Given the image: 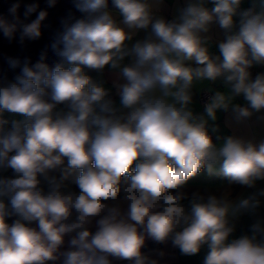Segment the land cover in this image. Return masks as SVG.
<instances>
[{"label":"clouds","instance_id":"obj_1","mask_svg":"<svg viewBox=\"0 0 264 264\" xmlns=\"http://www.w3.org/2000/svg\"><path fill=\"white\" fill-rule=\"evenodd\" d=\"M241 2L188 0L166 21L154 12L159 0H113L118 21L107 0H75L86 17L62 22L51 45L67 66L50 69L43 56L35 64L7 58L20 72L0 78V170L14 173L0 178V264H158L142 251L146 239L171 241L185 256L206 247L203 264H264L260 223L252 235L230 239L233 219L259 207L256 195L234 201L226 192L185 191L204 170L230 186L264 181V141L227 136L218 145L208 128L220 110H231L237 122L264 110V73L252 79L249 71L264 65V11L239 13L237 30ZM19 7L9 8L11 20L0 15V33L23 45L41 37L48 13L28 4L24 17L38 14L23 23ZM214 23L225 33L218 55L202 35ZM138 30L150 31L129 46ZM106 67L124 81L116 85L119 108L87 74ZM218 80L228 92L215 91L195 114L194 84ZM241 96L245 105L233 103ZM6 112L24 119L7 128ZM57 169L59 177L50 175ZM70 179L79 193L61 190ZM120 198L129 202L126 211L107 203Z\"/></svg>","mask_w":264,"mask_h":264},{"label":"crops","instance_id":"obj_2","mask_svg":"<svg viewBox=\"0 0 264 264\" xmlns=\"http://www.w3.org/2000/svg\"><path fill=\"white\" fill-rule=\"evenodd\" d=\"M188 0H159V3L154 7V12L157 16L163 17L166 21H172L178 18L179 10L186 6ZM209 10H211L214 5L211 3H207L205 5ZM113 11L115 18L119 21L121 18L116 14L117 11L109 9ZM244 11H251L253 13H259L264 11V0H242L238 14L234 17V20L237 25L240 20L239 13ZM150 30H138L133 35V39L128 42L129 46L134 44L137 40L145 39ZM208 37V47L209 52L212 55H218V44L225 38L224 31L219 27L218 24H213L210 27V31L206 34H202ZM132 62L131 57H126L123 61L124 64H130ZM61 65L67 66L65 61L60 62ZM193 66H195L193 64ZM264 66V65H262ZM87 74L90 75L94 81L98 83H102L103 87L108 91L109 95L106 99H110L113 101L114 105L119 108V95L117 91L116 85L118 83H123L124 81L121 79L119 72L117 70H112L108 67L104 69L102 73H98L96 71H87ZM204 89H211L215 91L228 92V88L224 85L222 80H218L216 82H196L193 88V104L191 105L192 110L195 114H203L204 108H202L197 100V96ZM233 103L245 105V101L243 97H236ZM60 109H65L64 105L58 106ZM127 110H123L126 112ZM4 118L9 121V124L6 125L7 128H11V121L13 120H23L22 116L4 113ZM216 128V131H213V128ZM209 133L213 137V140L218 145L222 142L224 137L227 136H236L243 138L245 140H253L256 143L260 141H264V110L259 113H254L250 118L243 120L241 122H237L234 118V114L231 110L225 112L220 110L217 112V120L208 122ZM67 161L65 160V165ZM60 170L57 169L52 171L50 175L59 177ZM14 173L11 169L0 170V178H10L13 177ZM41 187L44 189L45 193L49 190V186L46 181H43ZM65 193L73 192L79 193L78 186L74 183L72 179L65 182L64 187L61 189ZM185 191L189 194L195 191H199L201 193L211 192L216 195H220L221 193H228L230 198L234 201H238L241 198H247L252 195H256L257 199L260 201L259 207L251 211H245L239 214L236 218L233 219L232 223L234 225V232L231 234L230 239L239 238L243 235H252L251 226L255 223H260L264 226V195H260L261 191H264V181H258L255 187L249 188L240 185H228L227 181L220 175H209L206 170L197 174L195 177L190 179L188 185L186 186ZM110 206H118L122 211H126L128 207L127 201H124L122 198L117 201H108ZM183 204L187 208L189 206V201L184 200ZM75 212H73V216L71 219H75ZM95 218L92 223L88 226L90 231L95 232L97 229ZM11 223L10 219L8 220ZM32 226H36L33 224ZM71 235H74L71 234ZM70 236L65 237V245L62 250L68 249V240ZM258 239L261 237L258 236ZM142 251L150 256L153 259L158 260V264H203L204 256L206 255L207 248H203L200 253L194 256H185L182 255L178 248L174 247L171 241L167 243L160 244L154 242L151 239H146V243ZM160 252H163L164 255L161 257L159 255ZM49 264H53V262H49ZM59 264V262H56ZM113 264H129L128 261H117L113 260Z\"/></svg>","mask_w":264,"mask_h":264},{"label":"trees","instance_id":"obj_3","mask_svg":"<svg viewBox=\"0 0 264 264\" xmlns=\"http://www.w3.org/2000/svg\"><path fill=\"white\" fill-rule=\"evenodd\" d=\"M17 2L20 4L17 15L21 22L30 23L36 18L39 10H44L47 11L48 15L43 25H47V27L42 26V35L38 40L25 41L23 45L19 43L18 38L10 43L4 38L3 34L0 33V78L6 77L8 80L14 79L20 72L19 67L16 69L9 67L7 63L8 57L18 58L21 60V63L27 59L30 64H35L40 61L41 56H43V62L46 63L50 69L64 61V59L51 47L57 33L62 31V22L67 21L71 23L76 19L85 18L87 15L77 10L75 7V0H57L56 5L53 7L48 6L47 0H0V15L11 20L12 17L8 10L13 3ZM32 3L39 5L38 11L25 18V6ZM107 3L109 9L117 11L114 8L113 0H107Z\"/></svg>","mask_w":264,"mask_h":264},{"label":"built area","instance_id":"obj_4","mask_svg":"<svg viewBox=\"0 0 264 264\" xmlns=\"http://www.w3.org/2000/svg\"><path fill=\"white\" fill-rule=\"evenodd\" d=\"M171 21V20H170ZM251 73V78L255 79L256 75L260 73H264V66L257 65L253 66L249 69ZM214 94V91L211 89H204L200 94L197 96V100L202 108H204L205 104L208 102L211 95ZM15 219V217L10 218V221L12 222Z\"/></svg>","mask_w":264,"mask_h":264}]
</instances>
